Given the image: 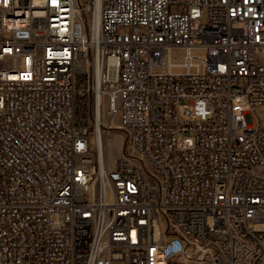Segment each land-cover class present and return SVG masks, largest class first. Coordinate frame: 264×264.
<instances>
[{"label": "built area", "instance_id": "1", "mask_svg": "<svg viewBox=\"0 0 264 264\" xmlns=\"http://www.w3.org/2000/svg\"><path fill=\"white\" fill-rule=\"evenodd\" d=\"M259 106L264 0H0V264H264Z\"/></svg>", "mask_w": 264, "mask_h": 264}, {"label": "rangeland", "instance_id": "2", "mask_svg": "<svg viewBox=\"0 0 264 264\" xmlns=\"http://www.w3.org/2000/svg\"><path fill=\"white\" fill-rule=\"evenodd\" d=\"M198 55V54H197ZM253 119L256 126L264 128V107L259 106L253 110ZM124 133L120 128H114L106 134L104 142V159L109 167H112L116 160L126 150ZM93 148H94V142Z\"/></svg>", "mask_w": 264, "mask_h": 264}, {"label": "bare ground", "instance_id": "3", "mask_svg": "<svg viewBox=\"0 0 264 264\" xmlns=\"http://www.w3.org/2000/svg\"><path fill=\"white\" fill-rule=\"evenodd\" d=\"M107 118H108V116L105 115V117L102 120L104 122H106ZM102 131H103L102 128L98 125L97 126V136H96V138L93 139V142L98 147L102 161H105V159H104V142H103L104 138L102 137Z\"/></svg>", "mask_w": 264, "mask_h": 264}]
</instances>
